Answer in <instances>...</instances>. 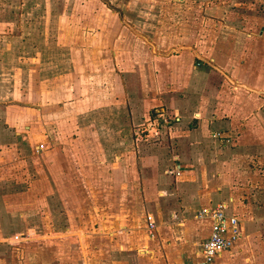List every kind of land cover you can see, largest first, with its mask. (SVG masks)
Listing matches in <instances>:
<instances>
[{"label":"crops","instance_id":"obj_1","mask_svg":"<svg viewBox=\"0 0 264 264\" xmlns=\"http://www.w3.org/2000/svg\"><path fill=\"white\" fill-rule=\"evenodd\" d=\"M230 2L207 10L199 34L188 31L172 53L143 36L131 41V27L121 25L119 40L91 50L99 71L88 74L64 49L54 63L47 49L48 56L34 57L32 41L17 37V0H0V188H16L19 136L27 134L36 154L25 161L41 165L48 193L45 216L53 201L52 217L76 226L83 209L94 208L84 217L85 239L74 232L78 264L197 263L213 227L197 216L220 205L239 220L242 236L215 264H264V0ZM97 49L106 50L100 61ZM19 61L28 66L31 100L20 106ZM40 61H49L41 79L32 67ZM148 121L158 134L141 135ZM7 193L0 190V264L9 247L16 264L20 248L11 241L30 239L8 237L28 220ZM102 198L107 210L99 214ZM149 217L157 225L153 238ZM34 246L23 245L24 259L31 252L32 261L52 264L53 252L45 245L28 251Z\"/></svg>","mask_w":264,"mask_h":264},{"label":"rangeland","instance_id":"obj_2","mask_svg":"<svg viewBox=\"0 0 264 264\" xmlns=\"http://www.w3.org/2000/svg\"><path fill=\"white\" fill-rule=\"evenodd\" d=\"M230 1L231 0H17L15 4L19 12L17 16V37L19 40H22V42H24L26 38L32 41L34 57L41 59L42 56H48L45 52L47 49L52 56L50 62L54 63L53 57L57 53V48L60 49V53L61 50L64 49L66 58L75 56L77 64H87V72L91 74L99 71V68H95L93 65L91 50H94V47L98 46V42L105 43L107 38L110 42H112V40H119L122 33L120 31L117 32V30L121 25L124 24L131 27V41H137L143 36L147 43L160 48L161 50H159V52L172 53L176 45L185 40L188 31H190V35H192L193 32L199 34V30H201L204 25L202 21L207 17V10L212 12L214 8L224 3H229L231 5ZM25 10H28L27 15ZM118 11H121L122 16ZM92 13L96 15H92ZM207 14L212 13L208 12ZM92 21L103 22L104 24L101 23V26L97 27L94 26ZM114 26L115 32L109 35L102 31L104 30L103 27H108V31L113 30L112 27ZM48 27L50 29L52 28L51 33L46 32ZM46 33L49 37L47 41L43 39L46 38ZM192 42L194 41L192 40ZM81 48H83L82 51ZM97 50V61H100L102 56L105 57L103 53H105L106 50ZM20 51L21 50L17 52ZM22 51L24 52V50ZM28 54L30 55L31 52ZM20 56L24 58L28 55L21 53L19 54V57ZM80 56L82 57L81 62L79 61ZM102 59L105 61V58ZM21 61H23L22 58ZM48 62L42 63L40 61L32 65V67L40 73V79L44 72L45 75L48 74L46 73L48 72L47 67H49V65H46ZM72 66L69 63V67L71 68ZM27 67L25 63H20L19 61L17 71L19 73V78H16L14 81L18 88L19 95L17 97V102L19 106L25 104V102H31V100H26L28 95L27 91H25L24 77ZM54 67L55 64L52 68L54 69ZM108 70L109 66L107 67V65H105L104 71L108 72ZM33 104L40 106L41 99L35 100ZM22 114L23 112L19 113L20 119ZM151 123L154 125L153 121H148L147 124L143 126V129L147 127L149 130H152L151 128H153V126L150 125ZM141 131V135H145ZM26 136L28 137L27 134L19 136V160L23 161L18 164V179H16V183H14L16 188H0V190L11 193H7V195L13 198L12 201H15L14 204H18L17 211L23 213L24 218L22 222H25V219L28 220V223L24 224L27 228H24L21 232H13L11 233L12 235L8 237V239L12 237H15L14 239H30L25 242L19 240L16 242L11 241V248H20L17 250L19 253L16 264H40L39 262L37 263L31 260L35 257L31 252L28 254L29 256L24 259L22 253L24 255L25 251L23 252L21 250L23 245L28 246V248L29 246H38H34L32 250H28L33 251V253H36L37 249L40 250V248L45 245L49 253L53 252L51 259L52 264H78L81 258V242L78 238L80 235L74 232L82 231L84 235L83 238L85 239L86 230H84V228L88 225L84 223V217H89L90 214L94 213L92 203L89 204L88 209H83L82 216H84L79 217L81 218L80 223L76 226L70 225L66 216H63L60 220L52 217L53 215H57L53 201L49 204V207H53V210L49 209V215L47 214L45 216L48 208V200L45 201L44 199L47 197L48 193L44 196L43 191L45 190L42 188L41 184L43 179L41 175V165L32 160L25 161L31 158V154H36L35 150L32 151V147L28 142L29 139H27V141L23 140V137ZM38 150L43 149L39 148ZM42 152L43 151H40L41 154ZM55 190L54 188L49 191L51 195L50 198H54L55 195L53 192ZM102 199L104 201L103 204L101 206L99 204L97 207L99 209V214L101 212L106 213L107 210L106 199ZM44 201L46 202L45 205ZM52 212L54 213L52 214ZM21 223L18 221V227ZM5 255L8 258L5 261L7 264H10L13 262V255L16 254L13 250L10 252L9 247Z\"/></svg>","mask_w":264,"mask_h":264},{"label":"built area","instance_id":"obj_3","mask_svg":"<svg viewBox=\"0 0 264 264\" xmlns=\"http://www.w3.org/2000/svg\"><path fill=\"white\" fill-rule=\"evenodd\" d=\"M152 126L153 128L156 127L154 125ZM141 132L145 136L158 134L157 132H152L147 127ZM225 208L224 205H220L217 208L199 212L197 217L199 219H212L213 227L210 237L201 244L200 261L193 264H215L216 259L224 252L233 248L234 244L241 238L242 233L239 220L236 217L227 215ZM145 228L149 236L153 238L156 234L157 225L150 217L146 221Z\"/></svg>","mask_w":264,"mask_h":264}]
</instances>
